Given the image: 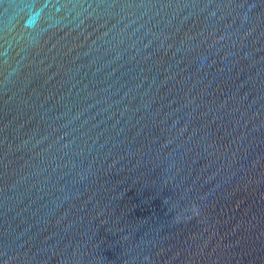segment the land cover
<instances>
[{
  "label": "water",
  "instance_id": "obj_1",
  "mask_svg": "<svg viewBox=\"0 0 264 264\" xmlns=\"http://www.w3.org/2000/svg\"><path fill=\"white\" fill-rule=\"evenodd\" d=\"M0 264H264V0H0Z\"/></svg>",
  "mask_w": 264,
  "mask_h": 264
}]
</instances>
